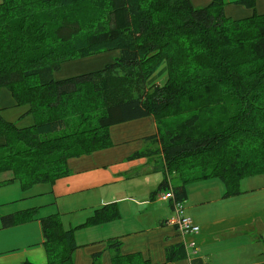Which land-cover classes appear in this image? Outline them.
<instances>
[{"label":"trees","instance_id":"obj_1","mask_svg":"<svg viewBox=\"0 0 264 264\" xmlns=\"http://www.w3.org/2000/svg\"><path fill=\"white\" fill-rule=\"evenodd\" d=\"M225 4L0 0V89L32 117L27 126L0 119V172L11 173L0 184H53L69 174V159L112 146L109 127L147 116L157 134L144 142L159 144L166 171L183 178L172 187L180 202L186 182L216 178L229 196L241 178L262 174L264 14L231 19ZM113 50L118 56L99 70L53 78L66 61ZM162 65L165 80L150 85ZM157 152L144 148L127 159ZM118 217L115 204L104 205L79 227ZM41 224L45 264H73V229L51 215ZM112 242L113 264H131ZM165 252L167 264L184 258L180 245Z\"/></svg>","mask_w":264,"mask_h":264},{"label":"crops","instance_id":"obj_2","mask_svg":"<svg viewBox=\"0 0 264 264\" xmlns=\"http://www.w3.org/2000/svg\"><path fill=\"white\" fill-rule=\"evenodd\" d=\"M190 1L194 7L201 2ZM239 1L225 0L227 17L264 14V0H254L252 8ZM16 109L21 111L19 119L30 116L23 115L26 107L17 106L9 91L1 88L0 119L17 125L16 119L4 117V113ZM108 131L112 146L69 159L67 176L53 184H42L30 194L23 191L39 186L25 190L18 186L23 196L18 198L26 205L0 215V264H45L41 218L50 215L58 217L64 230L73 229L77 246L73 264H91L95 257L98 264H113L108 246L115 240L120 242L119 254L130 257L131 264H167L165 250L176 245L182 246L184 258L170 264H264V174L241 178L232 191L237 193L229 196H225L226 188L216 178L186 182L181 203L200 230L183 234L167 223L171 216L166 206L173 214L172 201L158 198L161 192L173 193L172 187L181 185L183 178L166 171L161 153L127 159L141 149L159 148L157 143L144 142L157 134L153 118L116 124ZM3 141L0 136V148ZM163 181L166 184L161 187ZM11 183L0 184V205L17 201L14 188L8 186ZM109 204L116 205L118 218L79 227L95 209ZM50 205L55 209L45 208ZM5 217L11 218L12 225L4 226ZM81 229H86L87 238L77 241L76 233Z\"/></svg>","mask_w":264,"mask_h":264},{"label":"rangeland","instance_id":"obj_3","mask_svg":"<svg viewBox=\"0 0 264 264\" xmlns=\"http://www.w3.org/2000/svg\"><path fill=\"white\" fill-rule=\"evenodd\" d=\"M206 3H208L207 0H201V2L198 4V7H204L207 5ZM237 15L238 16H232V18L236 19V17H239V15H241V14H237ZM117 56H118V51L113 50V51L101 52V53H97V54H94L91 56H87V57H83V58H75V59H72L70 61H66L60 65L58 70L53 72V78L55 80H59V79H64L67 77H71V76H75V75L99 70L105 64L112 62L114 60V58ZM165 74H166V68L164 65H162L161 68L158 70V72H156V74L151 78L150 85L157 86V85L162 84L163 81L165 80V77H166ZM20 108H22V107H20ZM20 115H21V111L18 109L9 111L8 113H4V117L9 119L10 121L16 119L18 126H26L32 122L31 116H27V117L19 119ZM199 128L202 129L203 125H200ZM156 150L158 151L157 153H160L159 148H157ZM158 163L159 162H156V164H158ZM262 174H264V172ZM9 177H11L10 172H8V173L3 172L0 174V181L5 179V178H9ZM261 180H264V177ZM125 182L126 181H121V183L127 184ZM134 182H137V181H134ZM121 183H118L117 185H119ZM173 183L176 184V181H174ZM8 186H9V188H14L15 194L13 195V197L15 199H17V201L8 203L6 205H0V215H4V213H8L10 211H15L17 209H20V207H24L23 205H26L24 200L18 198V197H20L19 195L22 196V194H20L17 191V188H18L17 181H13ZM34 186H39V187H37L36 189L31 188V189H28V190L23 191V192H25V194H30L32 192H36V190L40 189L43 185H42V183H40V184H36ZM238 188H240V184H239ZM135 191H137V189H135ZM161 193H164V192H161ZM161 193H159L158 195H160ZM26 203L29 205L30 204L29 200H27ZM161 203H163V202H160V204ZM54 206L55 205H50V206H47L45 208H49V207L53 208ZM166 208H167L169 216H171L172 212H171L170 208L168 206H166ZM54 209H55V207H54ZM6 211H8V212H6ZM41 213H43V212H40V214ZM78 213H79V211H77V213H75V214H78ZM147 214H148V216H150L149 213H147ZM81 230L82 231H79V233L78 232L76 233L77 235L79 234V236H77V241H81L82 239L87 238V234L85 231L86 229L85 230L81 229Z\"/></svg>","mask_w":264,"mask_h":264},{"label":"built area","instance_id":"obj_4","mask_svg":"<svg viewBox=\"0 0 264 264\" xmlns=\"http://www.w3.org/2000/svg\"><path fill=\"white\" fill-rule=\"evenodd\" d=\"M160 200H171L173 214L167 220V223L175 227L179 232L183 234H197L200 230L199 226L195 224L190 216L185 213L183 204L175 199L171 191L161 193L158 197ZM191 245L193 243L191 242Z\"/></svg>","mask_w":264,"mask_h":264}]
</instances>
